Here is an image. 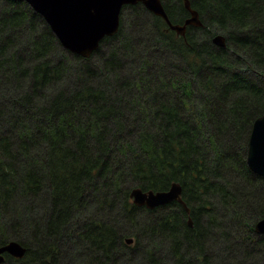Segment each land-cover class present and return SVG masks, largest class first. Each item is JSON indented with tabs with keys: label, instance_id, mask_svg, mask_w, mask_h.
<instances>
[{
	"label": "trees",
	"instance_id": "1",
	"mask_svg": "<svg viewBox=\"0 0 264 264\" xmlns=\"http://www.w3.org/2000/svg\"><path fill=\"white\" fill-rule=\"evenodd\" d=\"M161 1L173 23L189 16ZM189 1L203 25L184 36L126 5L85 58L24 0H0V245L26 247L0 264H264V176L246 163L264 0ZM173 182L188 214L129 195Z\"/></svg>",
	"mask_w": 264,
	"mask_h": 264
},
{
	"label": "water",
	"instance_id": "2",
	"mask_svg": "<svg viewBox=\"0 0 264 264\" xmlns=\"http://www.w3.org/2000/svg\"><path fill=\"white\" fill-rule=\"evenodd\" d=\"M38 12L49 25L61 45L72 53L82 57L91 56L100 46L106 36L117 33L120 26L121 10L126 5L141 3L148 11L160 16L169 29L178 35H184L188 25L202 26L199 13L191 7L189 0H184V6L189 16L183 23H173L164 9L161 0H24ZM212 41L220 46H225L224 35L218 33ZM248 167L261 176H264V113L258 115L252 123L246 153ZM133 203L153 209L177 201L190 212L186 202L182 199L181 185L173 182L166 190H142L133 187L129 193ZM191 226L192 221L187 220ZM258 234H264V217L254 224ZM127 244L133 239L127 237ZM26 247L15 240L0 245V263L5 260V253L22 257Z\"/></svg>",
	"mask_w": 264,
	"mask_h": 264
},
{
	"label": "rangeland",
	"instance_id": "3",
	"mask_svg": "<svg viewBox=\"0 0 264 264\" xmlns=\"http://www.w3.org/2000/svg\"><path fill=\"white\" fill-rule=\"evenodd\" d=\"M70 235H73V234L71 233ZM131 238H132V237H131ZM132 239H133V238H132ZM132 243H133V242H132ZM132 243H131V244H132Z\"/></svg>",
	"mask_w": 264,
	"mask_h": 264
},
{
	"label": "flooded vegetation",
	"instance_id": "4",
	"mask_svg": "<svg viewBox=\"0 0 264 264\" xmlns=\"http://www.w3.org/2000/svg\"><path fill=\"white\" fill-rule=\"evenodd\" d=\"M220 46V45H219Z\"/></svg>",
	"mask_w": 264,
	"mask_h": 264
}]
</instances>
